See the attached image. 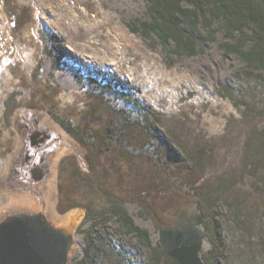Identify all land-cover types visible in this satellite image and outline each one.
<instances>
[{"label": "rangeland", "instance_id": "rangeland-1", "mask_svg": "<svg viewBox=\"0 0 264 264\" xmlns=\"http://www.w3.org/2000/svg\"><path fill=\"white\" fill-rule=\"evenodd\" d=\"M147 4L148 0H0V216L44 208L57 225L66 224L64 218L71 216L74 228L69 264L83 253L89 222H84L81 206L58 211L59 188L83 204L91 201L97 206L100 201L83 182L90 169L82 146L51 114L84 120L83 114L92 110L89 104L102 99L141 119L131 102L135 101L166 118L182 121L190 133L203 134L214 142L216 161L209 167L208 177L238 165L248 127L264 130L262 81L250 82L254 87L249 88L250 100L261 109L251 123L243 121V106L229 96L246 94L240 79L244 64L235 55L223 56L218 47L222 32L218 31L216 41L204 42L195 56H169L154 39H145L127 27L134 17L144 15ZM43 133L47 134L43 147L50 148L46 157L52 162L50 173L40 168L44 175L39 180L30 178L28 172V180H20L18 172L23 170L19 166L30 137ZM99 154L96 171L103 166L110 169L109 158L115 153ZM148 167H152L150 159L138 158L135 175ZM110 178L115 182L116 178ZM185 192L182 194L191 196ZM24 197L36 205L16 203ZM125 206L154 243L158 241L156 223L174 225L170 213L142 216L135 204L127 202ZM209 247L205 240L202 250Z\"/></svg>", "mask_w": 264, "mask_h": 264}, {"label": "trees", "instance_id": "trees-1", "mask_svg": "<svg viewBox=\"0 0 264 264\" xmlns=\"http://www.w3.org/2000/svg\"><path fill=\"white\" fill-rule=\"evenodd\" d=\"M127 27L177 58L195 56L221 31L218 47L223 56L235 55L244 64L240 79L246 94L229 96L243 106L246 123L260 113L249 88L258 80L264 90V0H148L144 15L134 17ZM97 102L89 104L92 110L83 114L84 120L51 114L82 146L90 169L83 182L100 201L97 206L83 204L59 188L58 211L81 206L84 222H89L83 253L70 264H162L158 241L134 222L127 202L142 216L170 213L175 217L172 228L200 224L210 243L200 254L205 264H264V130L248 127L238 165L208 177L216 154L206 136L192 134L182 121L135 101L141 119L102 99ZM110 151L116 155L109 158L111 168L103 166L99 173L97 154ZM137 157L152 161L138 176ZM184 189L191 196L182 194H187Z\"/></svg>", "mask_w": 264, "mask_h": 264}, {"label": "water", "instance_id": "water-1", "mask_svg": "<svg viewBox=\"0 0 264 264\" xmlns=\"http://www.w3.org/2000/svg\"><path fill=\"white\" fill-rule=\"evenodd\" d=\"M36 171L34 178L39 180L42 173ZM73 228V218L57 225L44 208L5 212L0 216V264H69ZM157 233L162 264H205L200 254L206 239L200 224L160 226Z\"/></svg>", "mask_w": 264, "mask_h": 264}, {"label": "flooded vegetation", "instance_id": "flooded-vegetation-1", "mask_svg": "<svg viewBox=\"0 0 264 264\" xmlns=\"http://www.w3.org/2000/svg\"><path fill=\"white\" fill-rule=\"evenodd\" d=\"M46 139L47 134L44 133L39 137H35L34 135L30 137L31 144L29 143L30 146L25 149V152L27 151V154H25L21 166H19L23 170L22 172H20V170L18 172V175H20L21 177L20 180H28L27 178L29 173V177L37 181L34 178L37 175V169H39L40 172L42 170H45L49 175V164L46 160V157L48 156V151L50 150V148L43 147V144H45L47 141ZM42 175L44 174L42 173Z\"/></svg>", "mask_w": 264, "mask_h": 264}, {"label": "bare ground", "instance_id": "bare-ground-1", "mask_svg": "<svg viewBox=\"0 0 264 264\" xmlns=\"http://www.w3.org/2000/svg\"><path fill=\"white\" fill-rule=\"evenodd\" d=\"M48 164H49V166H50V168H52L51 167V165H52V162H48ZM45 188V187H44ZM46 193H47V195H49L50 193H51V187H50V184H47L46 185ZM16 203L17 204H21L22 206H27V207H34L36 204L33 202V200L32 199H30V198H26V197H24V198H19L17 201H16ZM50 216L53 218V219H56V217H54V215L53 214H51L50 213ZM72 217L71 216H67V217H65L64 218V221H69L70 219H71Z\"/></svg>", "mask_w": 264, "mask_h": 264}]
</instances>
